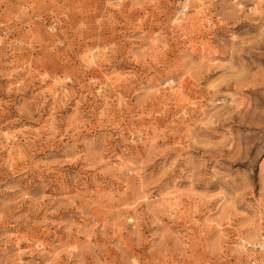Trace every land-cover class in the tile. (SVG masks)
I'll return each mask as SVG.
<instances>
[{"label": "rangeland", "instance_id": "obj_1", "mask_svg": "<svg viewBox=\"0 0 264 264\" xmlns=\"http://www.w3.org/2000/svg\"><path fill=\"white\" fill-rule=\"evenodd\" d=\"M0 264H264V0H0Z\"/></svg>", "mask_w": 264, "mask_h": 264}]
</instances>
